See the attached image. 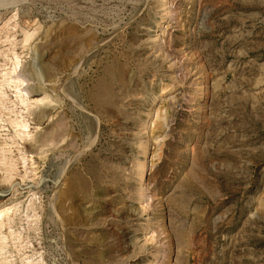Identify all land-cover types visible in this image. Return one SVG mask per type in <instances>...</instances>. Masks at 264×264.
Segmentation results:
<instances>
[{"label": "rangeland", "instance_id": "obj_1", "mask_svg": "<svg viewBox=\"0 0 264 264\" xmlns=\"http://www.w3.org/2000/svg\"><path fill=\"white\" fill-rule=\"evenodd\" d=\"M154 253L264 264V0H0V264Z\"/></svg>", "mask_w": 264, "mask_h": 264}, {"label": "bare ground", "instance_id": "obj_2", "mask_svg": "<svg viewBox=\"0 0 264 264\" xmlns=\"http://www.w3.org/2000/svg\"><path fill=\"white\" fill-rule=\"evenodd\" d=\"M22 74V73H21ZM16 79H17V81L16 82H18V85H22V84H24V80H22V79H20V78H17L16 77ZM152 116V114H150L149 115V118ZM147 163V160L146 159H144L143 160V163H142V165L141 166H143V165H145ZM142 173H143V171H142ZM162 255V254H161ZM160 255V253H154V254H152L151 255V262H149L148 264H155V262L157 261V259H159V258H162V256Z\"/></svg>", "mask_w": 264, "mask_h": 264}]
</instances>
